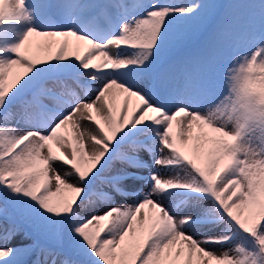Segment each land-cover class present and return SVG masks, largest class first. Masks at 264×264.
Masks as SVG:
<instances>
[{
  "label": "snow or ice",
  "instance_id": "6c2138e0",
  "mask_svg": "<svg viewBox=\"0 0 264 264\" xmlns=\"http://www.w3.org/2000/svg\"><path fill=\"white\" fill-rule=\"evenodd\" d=\"M7 4L8 14L0 16V215L10 219L11 204L44 226L60 250H49L43 264H264V0L231 6L241 9L244 19L236 41L252 50L225 64L219 81L209 77L182 93L151 80L149 69L168 44L174 23L207 19L211 25L216 5L156 0ZM73 7L116 11L107 30L70 18L67 27L31 26L36 14ZM20 23L30 26L17 39L8 29ZM34 36L43 38L36 46L42 54L38 61L30 55ZM53 37L63 38L55 51ZM70 37L77 42L73 57L67 54ZM109 45L117 46L115 56ZM121 47H130L132 54L122 57ZM69 69L87 90L83 96L66 83L58 91L44 86L49 78L61 77L49 73ZM44 97L55 103H43ZM93 110L104 124L94 119ZM84 119L98 126L85 129L87 153L83 143H64L69 122L76 128ZM129 141L134 153L146 149L156 166L175 174L164 178L150 172L148 193L138 192L132 204L115 205L113 197L127 194V182H137L150 166L137 154L120 152ZM51 142L63 149V160ZM116 157L123 166L101 179ZM57 163L67 171L61 173ZM164 197L180 203L166 207ZM96 198L108 206L101 210ZM189 200L212 206L199 217L191 211L177 215ZM146 206L156 210L155 216L143 211ZM220 221L222 231L200 238L188 231ZM236 230L240 236L234 239ZM20 235L14 221L0 224V264H29L22 257L37 247L35 242L9 247Z\"/></svg>",
  "mask_w": 264,
  "mask_h": 264
},
{
  "label": "rangeland",
  "instance_id": "374dc122",
  "mask_svg": "<svg viewBox=\"0 0 264 264\" xmlns=\"http://www.w3.org/2000/svg\"><path fill=\"white\" fill-rule=\"evenodd\" d=\"M4 1V0H0ZM94 0H49L50 3L53 4H78V5H95L93 3ZM118 2V0H107L106 4H112ZM131 2V0H128ZM144 3H151L154 0H141ZM156 2L160 3H205L216 5V8L211 9V20L212 23L209 25L207 19L201 22L194 23H184L181 21H177L172 26V33L170 36V40L167 45H165L163 51L160 55L154 60L150 69L149 76L151 80H154L156 83L162 84L166 86L169 90L175 93H182L185 91L191 90L196 84L201 82L202 80L208 79L209 77L219 81L220 74L225 64H233L235 59L243 53H248L252 49L248 44L238 43L236 41L237 33L243 28L244 19L242 16V10L238 8H232V5H239L249 0H156ZM93 7H76L74 10L78 13H75L77 16L79 13L88 12L89 9ZM111 10L110 8H108ZM99 10V11H98ZM54 9L52 12L53 13ZM92 12H96L95 18L93 22H89L94 27L101 29L102 27H107L106 30L110 27L111 20L113 15H111V20L107 21V17L104 18L105 10H101V8H95ZM91 12V13H92ZM52 20H56L54 15L50 14L49 16ZM107 19V20H106ZM57 22V21H55ZM99 23V26L97 24ZM27 24V23H25ZM27 26H29L27 24ZM58 26V25H56ZM51 25V27H56ZM13 27V26H11ZM35 27L39 28L35 25ZM50 28V27H46ZM43 29V28H42ZM23 31L13 32L15 37L18 39L22 35ZM32 51L30 55L34 60H39L42 58V54L37 50V43L39 39L37 37L30 38ZM53 43V51L58 47L59 41L57 39H52ZM117 52V46H115ZM132 49L129 47L126 50L121 47L119 54L124 56H129L132 54ZM69 57H73L75 52V44L70 45L67 52ZM117 54V53H116ZM15 71V69H14ZM73 70H65L61 73H49L48 76L52 75H60V79L49 78L45 82V87L52 91L60 90V86L62 84H67L72 91H75L77 94L83 96L85 91H87L83 87V83L81 82L79 85L72 75ZM9 84H11V77H9ZM225 94H227L225 92ZM29 93V98H30ZM86 98V97H83ZM43 103L52 106L55 101L52 97H44ZM132 107L138 103L135 97L132 98ZM120 108L123 111V95L120 96ZM78 115V114H77ZM117 121H120V113L117 114ZM135 113L133 112L129 119L134 118ZM154 115L150 113V116ZM92 116L95 120H98L100 124H104L103 120H100L99 115L95 110L92 112ZM75 119V117H74ZM85 122V123H84ZM88 123L89 131L95 129L98 130V126L95 123L89 122L87 119H84L81 122L80 126L76 128L72 127L71 122L66 126L67 131L64 133L65 135V146L72 145L78 146L79 143H83L85 145L86 140L84 138H79V132H75L77 128H81L84 124ZM106 126V125H105ZM175 132V127L173 129ZM194 134L199 132V129L194 127ZM143 139V137H141ZM78 140L79 142H76ZM88 141V137H87ZM90 141V139H89ZM53 145L54 152L64 159L63 149L59 147V145L54 144L55 142H51ZM87 143V142H86ZM178 146L184 147L180 141H177ZM191 143H195L192 141ZM45 152L47 149L44 150ZM185 151L188 155H192V152L188 151L185 148ZM86 152V151H85ZM120 152L132 155H139L145 162H147L150 166L145 168L141 175L138 177L137 182L135 184H130L128 181L127 194L121 195L117 194L113 197L115 205H128L136 202V194L139 193H148L152 188V182L150 179H146L149 173L152 171L158 172L164 178H168L175 174V171L171 168H163L155 165L154 156H150L146 149H140L137 153L133 152L132 142L129 141L122 145ZM87 153V152H86ZM198 163L203 166V160L198 161ZM61 173L67 171V168L57 163L55 165ZM122 162L119 157H116L109 169L106 170L101 179L112 174L113 170L116 168L122 167ZM142 183H140V182ZM94 203H100V208L103 210L108 205H105V202L99 201L98 198L94 199ZM163 203L166 207L178 206L180 201H174L168 197L163 198ZM212 206L211 201H200L196 202L194 200H189L187 204L183 207H178L177 215H183L186 212L191 211L193 214H196L198 217L202 214L205 208H210ZM4 208V203L2 198H0V209ZM147 212L150 216H155L156 210L150 209L147 206L143 210ZM8 217L10 219H5L2 215H0V224H7L12 221L17 223L21 235L16 237L11 241L9 247H16L23 244H31L36 243L37 247L33 250V257L31 261L40 260L43 264L47 253L49 250L56 248L58 251L59 246L55 244L52 240L50 234L44 228L42 224L38 221H35L31 218L27 213H25L22 209H18L11 204L8 205ZM107 224V221L104 222ZM223 221L216 223H201L195 225L193 228L188 229L190 233H195L197 238L208 235L212 232H218L223 230ZM27 232L30 234L29 239L24 238V233ZM240 236L238 230L233 233V238H237ZM208 247H216L208 245ZM50 262V257H48ZM214 264V262H213Z\"/></svg>",
  "mask_w": 264,
  "mask_h": 264
},
{
  "label": "bare ground",
  "instance_id": "6f19581e",
  "mask_svg": "<svg viewBox=\"0 0 264 264\" xmlns=\"http://www.w3.org/2000/svg\"><path fill=\"white\" fill-rule=\"evenodd\" d=\"M107 0H94L93 3H95V5H105ZM68 4V3H67ZM72 4V3H71ZM75 5V4H74ZM14 6L18 7V4H15V0H14ZM31 3L29 4V7H31ZM76 7L73 8H68V9H54L53 13H50V11L52 12V10H50L49 12L44 13L43 16H41L40 14H36L35 15V19L31 22V26H38L39 28H46V27H51V25H58L56 27H67L70 26V22H69V18L71 20H76L79 21L80 23L83 24H89V22L91 21V23L93 22V19L95 18V14L96 12H92L96 7H93L92 9H89V13L88 12H83V13H79L77 16H75V13H78V11L76 12V10H74ZM108 8H101V10H105V15L104 18L107 17V21L111 20V15L114 16L115 14V9H111V10H107ZM99 11V10H98ZM9 12V7L7 4V0H4L3 2L0 1V16L3 15H7ZM92 12V13H91ZM50 14L54 15L55 19L54 23H50L49 22V16ZM57 21V22H55ZM28 24V23H27ZM25 23H20L17 25H12L13 27L10 26V28L8 29L11 32H18V31H24L28 26ZM29 25V24H28ZM30 26V25H29ZM97 26H99V23L97 24ZM107 27H102V30H106ZM39 39V41L43 38L41 37H37ZM49 39H57L58 41L62 40V37H53V38H49ZM69 39V44H75L76 45V41L74 37H70ZM110 48V54L115 56L116 55V49L114 45H109L108 46ZM150 115V113H149ZM85 123V122H84ZM89 124L86 123L84 124L81 128H77L75 132H79L80 134L77 135L79 138H84L86 140L84 148L85 151H88V145L90 143L89 141V137L87 135V132L85 131V129H89ZM89 131V130H88ZM87 137H88V141H87ZM76 142H79L78 140H76ZM56 144V143H54ZM187 149V148H186ZM188 150V149H187ZM130 184H135L132 181H129ZM140 182V181H139ZM141 183V182H140ZM142 184V183H141ZM100 202H102V200L99 199Z\"/></svg>",
  "mask_w": 264,
  "mask_h": 264
}]
</instances>
